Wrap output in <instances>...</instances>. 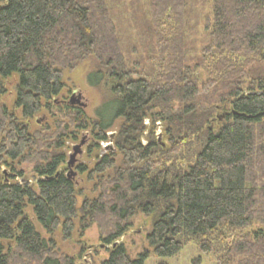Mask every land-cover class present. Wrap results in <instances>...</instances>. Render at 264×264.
Wrapping results in <instances>:
<instances>
[{
	"label": "trees",
	"instance_id": "1",
	"mask_svg": "<svg viewBox=\"0 0 264 264\" xmlns=\"http://www.w3.org/2000/svg\"><path fill=\"white\" fill-rule=\"evenodd\" d=\"M146 4L149 54L132 67L106 0H0V81L16 78L20 113L0 103V264H78L53 236L92 226L107 255L98 264L172 259L190 241L216 264H264V0H210L198 57L185 42L188 1ZM89 58L98 67L86 82L104 98L93 119L57 101L62 72ZM41 112L54 129L31 134ZM80 133L91 152L110 142L91 170L78 168L101 176L95 199L76 189L62 151ZM14 164L31 168L36 190ZM137 215L150 219V253L131 258L119 240Z\"/></svg>",
	"mask_w": 264,
	"mask_h": 264
},
{
	"label": "rangeland",
	"instance_id": "2",
	"mask_svg": "<svg viewBox=\"0 0 264 264\" xmlns=\"http://www.w3.org/2000/svg\"><path fill=\"white\" fill-rule=\"evenodd\" d=\"M188 4L186 12L190 15L186 22V47L190 57H198L200 49L206 44V34L204 32L203 20L209 13L210 0H187ZM108 10L110 11L112 21L117 30V37L124 49V57L128 61V65L134 67L140 63V60L145 58L149 53L147 50L149 45L143 27L147 14L146 0H106ZM98 63L94 58H89L78 64L73 71L62 72V83L64 89L57 98L58 102L68 103L71 100L78 101L83 112L88 118L93 119L94 110L103 101V91L97 88L88 86L86 82L87 76L96 71ZM199 78L203 74L198 71ZM1 92L0 103H3L8 111L13 112L16 117L20 116L19 111L13 109L15 98L16 78L12 77L4 81H0ZM221 122L222 113L218 111L216 114ZM29 132L32 134L39 131L42 127H50L52 130L53 119L45 112H41L36 117L27 122ZM120 122L116 123L113 130L117 132ZM164 126L160 125L156 129V133H160V140L163 144L166 143L164 135ZM77 141L67 139L62 150L66 155V162H70L73 157V162L68 168V173L71 175L76 189L81 190L84 197L87 199H95L97 195L92 189L96 185L98 177L92 181L87 180V173L80 174L79 167H86L91 170L95 163V157L101 154H109L107 152L110 142H106L105 146L98 151H90L91 139L80 133L77 136ZM83 138V139H82ZM107 146V147H106ZM74 152V153H73ZM114 161L116 165L120 164V156L114 152ZM14 169L23 172V180L30 184L31 189L36 190L34 184L35 176L30 167L26 165L17 166L14 164ZM62 168L61 170H63ZM9 172V170H5ZM112 172L108 171L102 178L111 177ZM78 206L82 198H78ZM26 213L32 218L35 229L47 239V236L39 227L37 222L32 217L31 209L28 207ZM254 229V228H253ZM150 231V219L137 215L132 220V224L128 231L120 238L119 242L124 245L128 255L135 258L137 255L147 251L150 253L146 242V235ZM56 243V251L59 255H65L76 258L79 257L78 264H98L101 260L107 257L105 251L99 245L98 230L96 226L90 227L83 235L79 237L77 229L74 230L69 240H62L61 234L57 231L54 234ZM98 251V254H95ZM97 253V252H96ZM216 256L211 254H202L199 250V245L196 242H188L180 251V253L172 259H159L153 255H149L145 264H216Z\"/></svg>",
	"mask_w": 264,
	"mask_h": 264
},
{
	"label": "water",
	"instance_id": "3",
	"mask_svg": "<svg viewBox=\"0 0 264 264\" xmlns=\"http://www.w3.org/2000/svg\"><path fill=\"white\" fill-rule=\"evenodd\" d=\"M71 104H73V103H78V101H74V100H71V102H70ZM72 162H73V157L71 158V160H70V162H68L67 164H68V167H70L71 166V164H72Z\"/></svg>",
	"mask_w": 264,
	"mask_h": 264
},
{
	"label": "bare ground",
	"instance_id": "4",
	"mask_svg": "<svg viewBox=\"0 0 264 264\" xmlns=\"http://www.w3.org/2000/svg\"><path fill=\"white\" fill-rule=\"evenodd\" d=\"M74 153V152H73Z\"/></svg>",
	"mask_w": 264,
	"mask_h": 264
}]
</instances>
